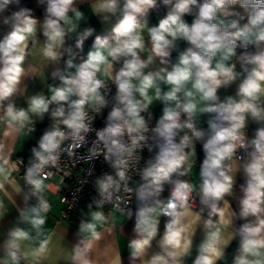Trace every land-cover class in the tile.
I'll list each match as a JSON object with an SVG mask.
<instances>
[{
    "label": "clouds",
    "instance_id": "9594fccd",
    "mask_svg": "<svg viewBox=\"0 0 264 264\" xmlns=\"http://www.w3.org/2000/svg\"><path fill=\"white\" fill-rule=\"evenodd\" d=\"M0 264H264V0H0Z\"/></svg>",
    "mask_w": 264,
    "mask_h": 264
},
{
    "label": "crops",
    "instance_id": "0c3cea01",
    "mask_svg": "<svg viewBox=\"0 0 264 264\" xmlns=\"http://www.w3.org/2000/svg\"><path fill=\"white\" fill-rule=\"evenodd\" d=\"M164 12V9L163 10H157V11H153L150 15V20L152 23H155L157 18H158V15H162ZM91 23L96 27V32L93 34V36H95L96 34H102L105 32V29H103L102 27H100V25L97 23V21L95 19H93L91 21ZM92 36V37H93ZM92 37H89L88 39L85 40V50L88 49V47L91 45V42L90 39ZM42 39V37H41ZM75 39H76V36L73 35L70 39H69V44L73 45L74 46V43H75ZM43 88V90L46 91V88H44L38 81L37 82H32L31 83V91H37V90H41ZM222 94H223V90H222ZM155 112L156 114L158 115L159 112H160V106L158 105V102H157V106L155 107ZM45 124H50V121L47 119H45V121L43 122ZM35 137L38 138L39 137V133L37 132L35 134ZM35 141H24V142H18L17 144V148L18 150L23 146L24 147V151H22L20 154L23 155V154H27L30 152V149L29 147L31 146V144H33ZM197 151H201L200 149V145H197ZM198 171H199V168H198V164L196 167L193 168V177H191L192 179H196L197 175H198ZM186 179L189 178V177H185ZM53 204H54V212L51 215V219L49 221L50 224L54 223L55 220L57 218H59V214H60V202H59V198L57 197H53ZM87 202H82L81 203V206H80V209H83L85 208ZM233 207H236L235 203H233ZM78 215L79 213L77 214V216L75 218H72L71 220L72 221H75L77 218H78ZM163 220V218H162ZM161 230H162V227H161ZM132 224L131 223H128L127 225V228L124 230V232L118 236V243H119V246L121 248V250H125L126 249V242L128 239L132 238ZM199 239V234L197 236V240ZM232 249H229V252H231ZM126 255V253H125Z\"/></svg>",
    "mask_w": 264,
    "mask_h": 264
},
{
    "label": "built area",
    "instance_id": "2783aa9c",
    "mask_svg": "<svg viewBox=\"0 0 264 264\" xmlns=\"http://www.w3.org/2000/svg\"><path fill=\"white\" fill-rule=\"evenodd\" d=\"M49 124L40 123L38 124V133L39 135L45 130L46 127H48ZM30 155V152L27 153ZM198 154V160L197 164L199 165V162L202 160V152L197 151ZM26 155V154H23ZM69 167H71V164H69ZM81 165H78L76 169H73V175L70 178H66L65 184L66 187L63 189L61 195H67L69 197V204L68 206L60 204V214L64 213L68 215L71 219L75 218L78 214V209H80L81 203L84 201L85 198L88 197V193L91 192V187L86 186L85 190L83 192L79 191V185L76 183L77 181V173L79 171V168ZM98 167L100 169H103V164H99ZM87 170V169H86ZM80 175H83L82 173ZM89 199V197L87 198ZM75 205V207H71Z\"/></svg>",
    "mask_w": 264,
    "mask_h": 264
},
{
    "label": "trees",
    "instance_id": "16d2710c",
    "mask_svg": "<svg viewBox=\"0 0 264 264\" xmlns=\"http://www.w3.org/2000/svg\"><path fill=\"white\" fill-rule=\"evenodd\" d=\"M26 2L29 3V6H32V0H26ZM163 9H164L163 6H160L158 9L153 10V11L163 10ZM38 14H39V9H38ZM93 39H94V36L90 39L89 42L92 43ZM87 198H88V197H87ZM87 198L84 199V202H89V199H87Z\"/></svg>",
    "mask_w": 264,
    "mask_h": 264
}]
</instances>
